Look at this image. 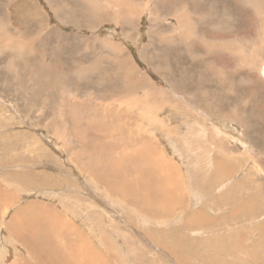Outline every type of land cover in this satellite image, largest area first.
<instances>
[{
  "label": "rangeland",
  "instance_id": "rangeland-1",
  "mask_svg": "<svg viewBox=\"0 0 264 264\" xmlns=\"http://www.w3.org/2000/svg\"><path fill=\"white\" fill-rule=\"evenodd\" d=\"M19 1L0 0V25L7 15L12 27L29 36L41 32L43 40L36 53L29 44L6 40L0 31V264H42L43 257L33 256L29 249L34 236L49 241L51 245L44 248L49 257L58 259L57 253L77 257L66 264H264V7L259 16L230 7L238 23L234 30L224 25L225 32L215 40L193 36L175 40L173 31L163 29L156 40H150L148 14L141 13L129 24L99 21L104 0L99 6L92 5L95 0H58L64 22L46 0H37L40 11L34 13ZM159 3L164 14L180 5ZM109 11L103 14L112 19L115 12ZM51 27L73 35L55 40L47 35ZM235 36L243 40L235 41ZM216 39L226 43L217 45L208 57L211 41L224 42ZM123 57L147 72L161 91L158 114L149 110L150 117L157 118L153 125L145 114L147 103L151 104L146 93L138 89L130 93L123 74L113 77ZM251 62L260 70L256 73L260 79L251 77L255 74L248 69ZM214 63L223 67L224 76L214 71ZM83 65H92L91 75L83 72ZM49 68L59 72L52 74ZM38 76L42 81L37 84ZM102 76H107V88L99 84ZM174 90L183 96L171 95ZM110 103L114 106L102 109ZM117 107L136 113L142 130L154 132L148 133L154 142L149 148H157L165 164L179 168L182 175L177 171V182L182 179V185L167 178L170 170H164L169 165L152 162L161 169L156 171L157 180L141 177L144 190L133 191L137 172L126 178L112 160L125 156L121 164L129 167V148L135 146L136 151L138 144L129 147L125 141L113 146L117 150L111 153L104 128L111 126L109 112ZM122 131L127 136L126 124ZM213 140L224 141L222 152ZM125 178L127 186H123ZM172 184L179 191L170 190ZM164 185L167 189L162 191ZM184 194L185 201L180 198ZM173 195L177 199L172 202ZM207 214L216 218L206 226L209 230L199 225ZM24 239L31 243L27 246Z\"/></svg>",
  "mask_w": 264,
  "mask_h": 264
},
{
  "label": "bare ground",
  "instance_id": "bare-ground-1",
  "mask_svg": "<svg viewBox=\"0 0 264 264\" xmlns=\"http://www.w3.org/2000/svg\"><path fill=\"white\" fill-rule=\"evenodd\" d=\"M15 1V0H14ZM49 4V7L57 14V18L60 19L62 22H64L59 14L61 12V8L59 7V1L58 0H46ZM99 1L101 0H95V2L92 4L94 6H99ZM105 1V6L104 8H102V10L105 12L106 9L110 10L109 12L111 13L112 11L115 12L114 13V16L113 18L111 19L110 15H108L107 13L104 15L103 11L101 12L98 20L99 21H103V20H113L115 22H120V23H125V24H129L130 21H133V22H136V20L138 18H141V13H144V14H148L149 17V24H150V27L152 29V37L150 40H154L156 38V33L159 32V30L163 29L165 31H173V33L176 34V38L175 40H178L179 37H185V38H191L192 36L196 39V40H200V41H205V40H215L213 38H216V36H219L220 34H223L225 31H224V25L228 28V30H231L236 27L237 25V21L235 20L234 16H232L233 14H231L229 12V8L231 7L233 9V7L237 8L238 10H247L248 12H253L255 14L258 15L259 13V10L260 8L262 9L264 7V0H221V3L220 4H214L213 1L214 0H167L168 1H171L172 3L174 4H180L178 7H176V5H174L172 8L175 9V11L173 12H166V14H164V12L161 10L160 8V3L159 1L161 0H131V3H127L126 0H104ZM18 4H21L23 6H25V8L27 10H29L30 8L33 9V13L34 11H37L39 12V8L37 6V0H20L18 2ZM168 4V3H167ZM145 5V8L143 7ZM163 5V4H162ZM172 6V5H171ZM71 7V6H70ZM103 7V6H102ZM165 8V6H164ZM163 8V10H164ZM99 9V8H98ZM101 9V8H100ZM234 10V9H233ZM263 13V12H262ZM95 14V13H94ZM93 14V15H94ZM231 14V15H230ZM260 14V13H259ZM91 15V17L93 16ZM253 15V14H252ZM256 15V17H257ZM261 15V14H260ZM259 16V15H258ZM248 17V15H247ZM253 18V17H252ZM262 18V16H261ZM241 19H243V17H241ZM4 20H5V23L4 25H0V31L3 32V35L5 36L6 40H18L17 42L20 43V46H24V45H27L29 44V47L32 49L33 52H36V49H38V44H39V47H41V43L43 40L40 36V33H37V34H32V36H29L27 33L23 32V31H18L16 29V27H12L11 25V22L7 19V15L4 16ZM169 20H171L173 23L169 22ZM217 20L220 21V27L217 28L216 27V24H217ZM247 20V19H246ZM252 21V19H250ZM263 20V19H262ZM3 21V20H2ZM242 22V21H241ZM250 24V22H247V24ZM264 23V21H263ZM2 24V23H1ZM49 24V23H48ZM252 27V26H251ZM264 27V26H262ZM19 28V27H18ZM50 33L47 34V35H53L55 37V40H67V36L68 35H73V32L72 33H67L65 32L64 30L62 29H59L57 27H54V28H50L49 29ZM239 30V29H238ZM34 32V31H33ZM150 32V33H151ZM46 34V33H45ZM159 34V33H158ZM157 34V35H158ZM159 36V35H158ZM174 36V35H173ZM222 36V35H220ZM225 36V35H223ZM52 37V36H51ZM150 37V36H149ZM237 37V36H235ZM242 37V35H241ZM139 37H137L135 40H140L138 39ZM174 38V37H173ZM245 39V38H244ZM259 39V38H258ZM263 39H264V36H263ZM40 40V41H39ZM53 40V39H52ZM156 40V39H155ZM216 40H224L221 41V42H215V41H211L210 43L212 44L210 46V49L208 51V57L210 56V54L214 53L215 50H217L218 48L214 49L217 45H223V43H226V40L225 39H216ZM236 40H243V38H239L237 37ZM137 41H136V44H137ZM229 41V40H228ZM227 41V42H228ZM230 41H232L230 39ZM234 41V42H235ZM16 42V43H17ZM50 42V41H48ZM66 43V42H64ZM63 43V44H64ZM238 43V42H236ZM53 44V43H52ZM62 44V43H61ZM248 44V43H247ZM250 44V43H249ZM138 45V44H137ZM226 45V44H224ZM57 46V45H56ZM63 46V45H62ZM65 46V45H64ZM63 46V48H64ZM231 46V45H230ZM233 46V45H232ZM25 47V46H24ZM114 47L115 48H121L120 45L118 44H114ZM227 47V46H225ZM14 48V47H13ZM19 48V47H18ZM221 48V47H220ZM228 48V47H227ZM65 49V48H64ZM214 49V50H213ZM222 49V48H221ZM220 49V50H221ZM230 49V48H228ZM235 49V48H234ZM44 50V49H43ZM60 51H61V48H60ZM63 51V50H62ZM230 51V50H229ZM232 51V50H231ZM236 51V49H235ZM262 50L258 49L256 52L258 55H260V53ZM7 52V51H6ZM44 52V51H43ZM220 52V51H218ZM227 52V51H226ZM122 53H124V49L122 51ZM217 53V52H216ZM223 53V52H222ZM225 53V52H224ZM238 53V52H237ZM236 53V54H237ZM242 53V52H241ZM239 53V54H241ZM45 54V53H44ZM211 54V55H212ZM218 54V53H217ZM220 54V53H219ZM233 54V53H232ZM253 54V53H252ZM147 55V54H146ZM181 55H186V52L184 49H181ZM192 56H194V54L192 53L191 54ZM207 55V54H206ZM231 55V54H230ZM29 56V55H28ZM226 56V55H225ZM232 56V55H231ZM205 57V55H204ZM243 57V56H242ZM56 58V56H55ZM195 58V57H193ZM198 58V57H197ZM203 58V57H202ZM239 58V57H238ZM247 58V57H246ZM245 58V59H246ZM121 59V64L119 66L118 69L115 70V73H113V77H117L119 76V74H123V79L124 81L128 84L129 86V92H130V89H132L131 91H136L137 89L138 90H143L146 95H147V101L150 102L151 104H148L147 103V109L145 110V114H146V118L147 120L149 121V123L152 121L151 125H153V123L155 121H157V118L156 116L153 118V117H150V114H149V110H151L152 113L154 114H158L159 110H160V104H159V95L161 94V91H159V89L156 87L157 83L155 81H152L149 74L147 72H142L140 71L135 65L134 63L130 60L129 57L126 58H120ZM146 59V58H145ZM205 59V58H204ZM240 59V58H239ZM97 60V59H96ZM241 62V59L239 60ZM179 62V60H178ZM102 64V63H101ZM28 65V64H27ZM42 63L41 64H37L36 66H38L39 68L42 67ZM85 66L86 68L83 69V72L88 74V75H91L92 74V71L94 70V68H92V65H83ZM104 66V65H103ZM243 66V65H242ZM28 67V66H27ZM214 71H216V73L219 75V76H224L225 75V72L224 70L222 69L223 67L219 66V65H216L214 63V65L212 66ZM15 68V67H14ZM82 68V67H81ZM100 69V68H99ZM249 70H254L255 71V74H251V77L253 78H259L258 75H260L258 73V75L256 74L257 72H259L260 70L257 68V65L255 66V62H251V64L249 65L248 67ZM262 69V68H261ZM50 72L52 74H56L58 73L59 71H56V69H52V68H49ZM263 75H264V66H263ZM98 71V70H97ZM104 71V70H103ZM102 71V72H103ZM234 72V71H233ZM15 73V72H14ZM100 73V71H99ZM108 73V72H107ZM76 74V73H75ZM79 75V73H78ZM109 75V74H107ZM111 75V74H110ZM109 75V77H111ZM195 75V74H194ZM216 76V75H215ZM242 76V75H241ZM103 77V76H102ZM107 78V76L103 77V80L99 83L100 85H102L103 87L105 86L106 87V81L105 79ZM119 78V77H118ZM159 78L163 79L164 81V78L159 74ZM117 79V78H115ZM225 79V78H224ZM260 79V78H259ZM218 80V79H217ZM42 81L41 79V76H38V83H40ZM225 81V80H224ZM261 81V80H260ZM57 82V81H56ZM111 83V82H110ZM258 83V81H257ZM264 83V82H263ZM189 84V83H188ZM126 85V84H125ZM193 85V84H192ZM222 85V83H221ZM224 86V85H223ZM66 87V85H65ZM70 87V86H69ZM180 87V86H179ZM190 87V86H189ZM234 87V85L232 86ZM242 87V86H241ZM253 87V86H251ZM250 87V88H251ZM107 88V87H106ZM167 88V87H166ZM223 87H221L222 89ZM225 88V86H224ZM238 89V88H237ZM253 89V88H252ZM260 89V88H259ZM105 90V89H104ZM114 90V89H113ZM127 90V89H126ZM247 90V89H246ZM263 90V89H262ZM264 91V90H263ZM126 92V91H125ZM124 92V93H125ZM164 92V91H163ZM165 92H168V91H165ZM176 90L173 91V94L171 95H175L176 97H178L179 99L183 96L182 94L178 93L176 94ZM181 92V91H180ZM107 93V91H106ZM113 93V92H112ZM132 93V92H130ZM183 93V92H181ZM202 93V92H201ZM105 94V93H103ZM119 94V93H118ZM166 94V93H164ZM163 94V95H164ZM204 94V93H202ZM227 94V93H226ZM161 95V96H163ZM167 95V94H166ZM205 95V94H204ZM233 95V94H232ZM240 95V94H239ZM223 96V95H222ZM254 96V95H253ZM195 97V96H194ZM164 96L161 98L163 99ZM169 99V97H167ZM228 98V97H227ZM172 99V98H171ZM173 99L176 101V99L173 97ZM245 99V98H244ZM173 100V101H174ZM199 100V98H198ZM202 100V99H201ZM167 101V100H165ZM170 101V99H169ZM197 101V100H196ZM192 102V101H191ZM194 102V101H193ZM171 103V102H169ZM239 104V103H238ZM252 104V103H251ZM195 105V104H194ZM254 105V104H253ZM106 106H114L112 103L110 104H105V106H102V109L103 110H107V107ZM163 107V105H161V108ZM188 107V106H187ZM190 108V107H189ZM242 108V107H241ZM198 110V109H197ZM114 112V113H113ZM150 112V113H151ZM193 113V112H192ZM149 114V115H148ZM199 114V113H198ZM204 115V113H202ZM216 114V113H215ZM225 114V113H224ZM223 114V115H224ZM228 114V113H227ZM238 114V113H237ZM243 114V113H241ZM30 115V114H29ZM28 115V116H29ZM220 115V114H219ZM222 115V116H223ZM152 116V115H151ZM158 116V115H157ZM220 116V117H222ZM228 116V115H227ZM56 117V116H55ZM123 117V119H121ZM237 117V116H236ZM235 117V118H236ZM22 117H20L21 119ZM208 118V117H207ZM224 118V117H223ZM222 118V119H223ZM232 118V117H231ZM230 118V119H231ZM234 118V119H235ZM23 120V119H22ZM21 120V121H22ZM56 120V119H55ZM132 120V121H131ZM232 120V119H231ZM53 121V120H52ZM229 121V120H227ZM24 122V121H23ZM56 122V121H55ZM135 122V123H134ZM137 122V123H136ZM237 122V120H236ZM57 123V122H56ZM108 124H110L111 126L108 128V127H104L107 131H108V135H109V138H110V141H109V150L111 151V153H114L117 149H114L113 146H116L118 144H121V145H125V141H127V145L126 146H129L132 145L134 146L135 144H138V149L136 151H134V147H130L129 150L131 149V153L128 152L127 154L130 153V155L126 156V160L129 162V167H127L126 165H122L121 163H123L122 161L125 160V156L122 157V158H119V160L115 159V160H112V165L116 168H120L121 171H124L127 175H126V178L129 177L128 174H130L131 171H136L137 172V181L136 183L134 184V186H136V188L133 190H137L138 192L139 191H143L144 190V186L141 182V177H146L148 179H156L158 177L156 176H159L156 174V171H160L161 169L160 168H154V165L152 164V162L158 164V165H162V164H165L167 161L165 160V158H163V155L160 154L161 152L157 151V148L155 147H150L149 148V144L150 145H154V142H152V140L150 139L152 136L149 135V134H153L154 132H150L149 129H145L146 132L144 130H142L143 126V122L141 119H137L136 118V113H132L130 114L128 112V110H122L120 109V107H117L115 109H111L110 112H109V118H108ZM166 123V122H165ZM126 124L127 125V136L124 135V132L122 131V125ZM114 127H116L114 129ZM209 128V127H208ZM60 129V128H59ZM209 130V129H208ZM211 130V129H210ZM215 131V130H214ZM202 132V130H201ZM246 132V131H245ZM149 133V134H148ZM208 133V132H207ZM64 134V132H63ZM211 135V134H210ZM215 135V134H214ZM217 135V134H216ZM125 136V137H124ZM151 136V137H150ZM226 136V135H225ZM150 137V138H149ZM203 137V136H202ZM218 137V135L216 136ZM220 137V136H219ZM219 137L217 138V140H219ZM193 138V137H192ZM191 138V139H192ZM213 138V136H212ZM203 139V138H202ZM227 139V137H226ZM207 140V139H206ZM216 140V141H217ZM209 141V139H208ZM211 142H215L214 140L211 141ZM219 143H214L215 144V147L218 148V150L220 152H222L224 149H223V146L221 144H224V141H219ZM147 143H148V147H147ZM209 143V142H208ZM134 144V145H133ZM211 144V143H210ZM213 144V145H214ZM226 144V143H225ZM193 146V145H192ZM226 146V145H225ZM119 147V145H118ZM125 149V147H124ZM128 150V148H127ZM150 150V151H149ZM232 150V149H231ZM234 150V149H233ZM236 150V149H235ZM126 151V150H125ZM124 151V153H125ZM147 151V152H146ZM127 152V151H126ZM226 152L227 153H230L227 151L226 149ZM232 152V151H231ZM237 152V151H236ZM241 153V152H240ZM162 157L161 159H158L160 158V156ZM231 154V153H230ZM233 155V154H231ZM157 156H159L157 158ZM156 158V159H155ZM158 159V160H157ZM122 160V161H121ZM166 162H165V161ZM169 161V160H168ZM168 163H172V162H168ZM155 164V165H156ZM173 164V163H172ZM165 165H169V164H165ZM221 165H223V163L221 162ZM157 166V165H156ZM155 166V167H156ZM163 166V165H162ZM217 166V165H216ZM148 167V168H146ZM165 167V166H163ZM162 167V168H163ZM168 167V169H165L164 171L166 170H170L169 172L170 173H167L166 175L169 174V176H167V178L169 177V180L172 179L171 182H177L178 181V172L180 171L179 168L175 165H169V166H166ZM165 167V168H166ZM219 167V166H217ZM216 167V168H217ZM225 167V166H224ZM228 166H226L227 168ZM142 168H146V169H142ZM152 169L151 171L148 170V169ZM164 169V168H163ZM223 169V167H222ZM216 170V169H215ZM178 171V172H177ZM210 172V171H209ZM164 173V172H162ZM166 173V172H165ZM180 173V172H179ZM181 174V173H180ZM179 174V176H180ZM161 175H164V174H160ZM170 175H171V178H170ZM182 175V174H181ZM165 176V175H164ZM181 177V176H180ZM125 178V181L123 183V186H127V184L129 185V181L126 180ZM163 178V177H162ZM165 178V179H167ZM161 179V178H160ZM181 179V178H179ZM157 180V179H156ZM159 180V179H158ZM168 180V181H169ZM182 180V179H181ZM180 181V183H182ZM173 182V183H174ZM179 182H177V185H178ZM179 183V184H180ZM171 184V183H170ZM169 184V185H170ZM219 184V183H218ZM177 186L176 184H172V187L173 186ZM182 185V184H180ZM133 186V185H132ZM218 186V185H217ZM182 187V186H181ZM180 187V188H181ZM128 188H130V186H128ZM165 188V185L163 187H160V189H164ZM174 188V187H173ZM170 189V190H177L175 188H179V187H175L174 189ZM131 189V188H130ZM129 189V190H130ZM167 189V187L165 188V190ZM163 191V190H162ZM179 191V189L177 190ZM132 192V191H131ZM136 192V191H135ZM137 192V193H138ZM175 193V191H173ZM135 193V194H137ZM170 193L169 192V196H170ZM179 193V192H178ZM181 193V192H180ZM184 193V191H183ZM207 193V192H205ZM134 194V195H135ZM168 194V193H167ZM182 194V193H181ZM202 194V193H201ZM175 195L178 196V194L176 193ZM175 195L174 198H172V202L174 201L175 199ZM185 195L183 197H180L182 198L184 201H185ZM161 198V197H159ZM171 198V197H169ZM168 197L167 199L170 200ZM177 199V198H176ZM175 199V200H176ZM188 200V199H187ZM186 200V201H187ZM176 202V201H175ZM178 202V201H177ZM176 202V204H178ZM181 201H179L180 203ZM182 203V202H181ZM218 203V202H217ZM224 203V202H223ZM175 204V205H176ZM186 204V202H185ZM206 206H209V204L205 203ZM173 206V204H172ZM178 206V205H176ZM183 206V205H182ZM218 206V205H217ZM216 206V207H217ZM179 207V206H178ZM181 207V206H180ZM175 208V207H174ZM218 208V207H217ZM216 208V209H217ZM204 209H207V208H204ZM215 209V210H216ZM193 210V209H192ZM201 210V209H200ZM209 210L213 211L212 209L209 208ZM154 211V209H151L149 210V214H152ZM215 212V211H214ZM219 212V211H217ZM155 213V212H154ZM194 213V212H193ZM210 213V212H209ZM213 213V212H211ZM211 213H210V216H211ZM221 214H222V211H221ZM220 214V215H221ZM156 215V214H155ZM195 216V214H192V216ZM197 215V214H196ZM201 215V214H200ZM209 214L205 215V217H201V218H204V219H200V218H196L198 221H200V226H204L202 229H206V230H209L206 226L211 224V220L215 219V217H212V219H209V217L207 218ZM219 214H217V217H218ZM189 218V217H188ZM211 218V217H210ZM220 218V217H218ZM193 219V217H192ZM195 221V219H193ZM212 220V221H213ZM189 222L190 219L188 220ZM193 222V221H192ZM191 222V223H192ZM196 223V222H195ZM199 223V222H198ZM194 224V222L192 223ZM197 224V223H196ZM195 224V225H196ZM254 224V223H253ZM191 225V224H190ZM250 225V224H249ZM240 227V226H239ZM238 227V228H239ZM29 230V229H28ZM216 230V229H215ZM239 230V229H238ZM242 230V229H241ZM217 231V230H216ZM220 231V230H219ZM218 231V232H219ZM234 230H232L233 232ZM216 232V234L218 233ZM232 232H227V235H230ZM234 232H237L236 230ZM233 232V233H234ZM232 233V234H233ZM36 234V233H34ZM34 234H31V236H33ZM38 234V233H37ZM36 234V235H37ZM41 234V233H40ZM226 234V233H225ZM237 234H239V232H237ZM224 235V234H223ZM221 237V239L224 240L225 242V239L224 237ZM226 235V236H227ZM40 236V235H39ZM225 236V237H226ZM236 236V235H234ZM22 237V236H21ZM230 237H232L230 235ZM237 237V236H236ZM234 238V239H237V238ZM232 238V239H233ZM33 239H35V241L32 243V246L29 248L30 250H32V254L33 256L34 255H40V257H43L44 259V262L42 264H66L68 263V261H71V262H74V261H77V257H75L73 254H71V257L69 255H67L65 252V255H61L59 253L58 254V259H54L53 257H49L47 255L44 254V251L46 247H48L49 245H51L49 243V241L46 239V238H42V239H37L36 240V237L34 236ZM230 239V238H229ZM231 240V239H230ZM230 240H228V242L232 243ZM238 240V239H237ZM235 241L234 244L239 245L238 241ZM31 239H24V242L26 243V245L28 246L31 242ZM240 241V240H239ZM245 241V240H244ZM227 242V240H226ZM227 244H230L228 243ZM238 242V243H237ZM244 243V242H243ZM242 241H240V245L243 244ZM224 244V243H223ZM233 244V243H232ZM231 244V246H232ZM226 245V243H225ZM230 246V245H229ZM230 246V249H232ZM235 246V245H233ZM41 248V249H40ZM221 249V247H220ZM223 250V248L221 249ZM234 250V249H233ZM191 252V251H190ZM194 252V251H192ZM197 252V251H196ZM195 254V253H194ZM253 257L256 258H261L260 255L258 254H252ZM192 256V255H191ZM222 257V256H221ZM36 258V256H35ZM217 258H220V257H217ZM42 260V259H41ZM219 261V260H218ZM254 263L256 260H252ZM260 262V260H258ZM83 262V261H82ZM212 262L214 263V261L212 260ZM220 263V262H219ZM262 263V262H261ZM74 264V263H73ZM218 264V263H217ZM251 264V263H250ZM256 264H258L256 262Z\"/></svg>",
  "mask_w": 264,
  "mask_h": 264
},
{
  "label": "crops",
  "instance_id": "crops-1",
  "mask_svg": "<svg viewBox=\"0 0 264 264\" xmlns=\"http://www.w3.org/2000/svg\"><path fill=\"white\" fill-rule=\"evenodd\" d=\"M38 52V49H36V53Z\"/></svg>",
  "mask_w": 264,
  "mask_h": 264
}]
</instances>
